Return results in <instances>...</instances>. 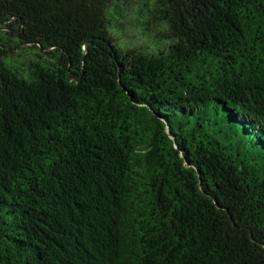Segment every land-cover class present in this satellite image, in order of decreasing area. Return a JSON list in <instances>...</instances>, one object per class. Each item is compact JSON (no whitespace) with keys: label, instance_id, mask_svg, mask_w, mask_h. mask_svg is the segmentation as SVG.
<instances>
[{"label":"trees","instance_id":"obj_1","mask_svg":"<svg viewBox=\"0 0 264 264\" xmlns=\"http://www.w3.org/2000/svg\"><path fill=\"white\" fill-rule=\"evenodd\" d=\"M0 264H264V0H0Z\"/></svg>","mask_w":264,"mask_h":264}]
</instances>
